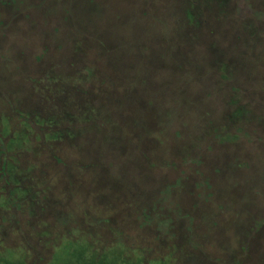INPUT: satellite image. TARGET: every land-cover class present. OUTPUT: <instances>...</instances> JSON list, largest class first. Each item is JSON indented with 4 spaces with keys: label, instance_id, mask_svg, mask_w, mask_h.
<instances>
[{
    "label": "trees",
    "instance_id": "1",
    "mask_svg": "<svg viewBox=\"0 0 264 264\" xmlns=\"http://www.w3.org/2000/svg\"><path fill=\"white\" fill-rule=\"evenodd\" d=\"M231 1H216L222 18ZM71 51L77 71L29 77L25 100L0 92V264H264V226L220 173L171 149L158 114L84 36ZM98 108L112 118L95 127ZM75 123L125 128L122 141L166 178L162 198L109 177Z\"/></svg>",
    "mask_w": 264,
    "mask_h": 264
},
{
    "label": "rangeland",
    "instance_id": "2",
    "mask_svg": "<svg viewBox=\"0 0 264 264\" xmlns=\"http://www.w3.org/2000/svg\"><path fill=\"white\" fill-rule=\"evenodd\" d=\"M216 1L0 0V92L25 100L29 77L49 67L77 71L72 39L84 36L158 114L171 149L217 170L264 226V0H232L223 18ZM191 4L194 22L185 13ZM104 110L95 127L112 118ZM86 124L74 125L78 141L109 177L162 198L166 178L122 141L125 128L116 136Z\"/></svg>",
    "mask_w": 264,
    "mask_h": 264
}]
</instances>
